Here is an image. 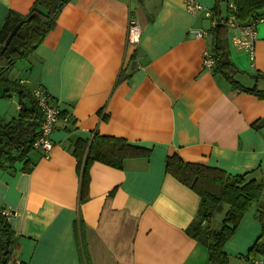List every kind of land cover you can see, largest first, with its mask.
Wrapping results in <instances>:
<instances>
[{"label": "crops", "instance_id": "1", "mask_svg": "<svg viewBox=\"0 0 264 264\" xmlns=\"http://www.w3.org/2000/svg\"><path fill=\"white\" fill-rule=\"evenodd\" d=\"M33 1L0 0V26L8 10L25 14ZM197 1L205 10L192 15L183 0H69L37 48L2 72L31 92L41 87L60 112L48 154L33 149L26 169H0V210L10 211L11 254L22 264H206L207 248L185 232L199 196L166 172V157L264 178V20L250 53L233 44L240 29L228 22L239 21L225 3L216 19L215 0ZM130 19L140 27L135 43ZM215 25L224 26L217 36L234 79L261 94L203 64ZM2 92L5 122L19 105ZM95 134L148 155L125 157L120 167L92 161L83 188L72 153ZM263 204L264 194L223 245L236 264H250L243 255L260 234Z\"/></svg>", "mask_w": 264, "mask_h": 264}, {"label": "trees", "instance_id": "2", "mask_svg": "<svg viewBox=\"0 0 264 264\" xmlns=\"http://www.w3.org/2000/svg\"><path fill=\"white\" fill-rule=\"evenodd\" d=\"M69 0H34L25 14L8 10L0 26V86L3 96L15 94L18 111L8 121L0 120V169L15 171V164L23 162L26 169L29 159L26 155L33 149V143L40 134L43 113L38 106L33 92L16 81L8 80L2 72L12 63L26 58L43 41L45 35L53 29L61 8ZM212 17L220 12V4L227 5V11L240 23L260 16L264 9V0H215ZM232 4V10L228 7ZM224 26L211 27L214 33L210 53L214 60L212 71L220 73L231 84L243 91L261 94L262 91L247 88L237 83L234 75L237 68L230 61L222 41L217 33ZM60 114V112H59ZM58 114V115H59ZM60 116V115H59ZM90 142L77 141L73 153L77 157V172L81 186L84 188L88 165L94 160L120 167L128 156H147L148 152L128 144L125 140L112 136L95 134ZM87 150L84 158L82 152ZM165 170L179 182L189 187L199 196L196 215L185 228V232L203 244L208 251L206 264H229V255L223 251V245L238 225L245 211L254 203H258L264 194V178L244 175H228L224 171L208 167L198 162H184L177 154L166 157ZM216 213H222L218 226H212ZM256 218L260 223V234L243 255L250 264L256 257L264 259V204L257 209ZM15 237L0 210V264H5L12 253Z\"/></svg>", "mask_w": 264, "mask_h": 264}, {"label": "built area", "instance_id": "3", "mask_svg": "<svg viewBox=\"0 0 264 264\" xmlns=\"http://www.w3.org/2000/svg\"><path fill=\"white\" fill-rule=\"evenodd\" d=\"M183 5L187 13L196 15L199 11L205 10L203 5L197 0H183ZM264 19L261 16H256L251 18L246 23L240 24L239 22L232 19L228 22V25L232 27H237L240 29L239 35H234L232 37V42L237 48H242L248 50L250 53L253 52V40L255 39V27L258 23L262 22ZM190 32L195 36H202L205 34L203 30L190 29ZM127 39L131 43H135L140 38V27L137 22L130 19L127 27ZM203 64L207 67H212L214 65V60L209 52L203 55ZM33 96L36 99L38 106L43 113V120L40 125V134L38 138L34 141L33 147L35 149H40L42 155L48 154L52 147V142L50 141V133L52 132V127L58 119L59 109L56 103L50 102L49 94L43 90L41 87L34 88L32 90ZM1 213L8 217L10 211L8 209H2ZM5 264H22L21 261L13 257L12 254L5 261ZM252 264H264V259L260 256L256 257Z\"/></svg>", "mask_w": 264, "mask_h": 264}, {"label": "rangeland", "instance_id": "4", "mask_svg": "<svg viewBox=\"0 0 264 264\" xmlns=\"http://www.w3.org/2000/svg\"><path fill=\"white\" fill-rule=\"evenodd\" d=\"M225 5H223V3H222V5H221V12L224 14L225 13V7H224ZM263 15H264V11H263ZM19 60H17L16 62H18ZM2 90V87L0 86V91ZM252 206V205H251ZM250 206V207H251ZM250 207L245 211V213H247V211L249 212V209H250ZM244 213V214H245ZM243 214V215H244ZM221 213H216L214 216H213V219H212V226L213 227H216V226H218L219 225V223H220V220H221ZM243 218V217H242ZM241 221V220H240ZM240 221H239V223H240ZM255 221H258L257 220V218H256V216H255ZM239 223H238V225H239ZM258 223H259V221H258ZM237 226V225H236ZM243 227H247V224H244L243 225ZM237 228V227H236ZM236 228H235V230H236ZM235 233V231L233 232V234ZM233 234L228 238V239H230L232 236H233ZM228 239H226V241H228ZM243 259H244V257H243ZM236 260H238V258H237V256L236 257H234V256H229V261H230V264H236L235 263V261ZM244 264H246V263H244Z\"/></svg>", "mask_w": 264, "mask_h": 264}]
</instances>
